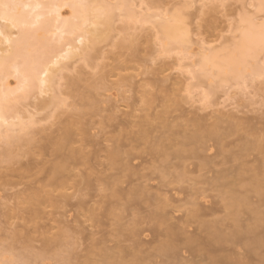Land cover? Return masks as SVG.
Segmentation results:
<instances>
[{"label":"bare ground","instance_id":"obj_1","mask_svg":"<svg viewBox=\"0 0 264 264\" xmlns=\"http://www.w3.org/2000/svg\"><path fill=\"white\" fill-rule=\"evenodd\" d=\"M129 1L130 0H116L115 3L112 4L110 3V0H101L99 3H96L94 0H48L47 2H44V0H0V5H3V7H0V33H2V35H0L1 163H13L16 161L17 157L25 155L41 157H45L46 155V157L49 158L45 157L41 161L34 159L26 166V169L29 172L35 171V173L45 172L49 178L47 186L55 188H64L66 186L73 174L72 165H75L76 163H87V156L84 151L74 146L76 134L73 126L66 125L62 127L61 130L59 129V132L61 131L59 135L56 138H53L54 140L51 138L52 136H50V138L46 139V142H43L42 139H39L38 136L35 135V132L39 129L41 122L40 119L37 118V114L40 111H44L49 108H52L54 114L72 110L80 111L83 106L81 102L84 101H87L92 109L97 107V97L95 98L93 96L95 94H91V96L90 94L87 95L80 93L79 84L84 82V89L88 92L96 90V88L99 89L98 86L100 84L103 87L107 77H109L112 73L111 69H107L109 66H105L103 64V59L105 57H103L104 53H102L100 45L102 43H106V45L108 44L107 46H113L116 47V49L117 47L125 48L123 44H114V40L113 43L111 42V39L113 38V36L111 37V34L113 33V23H115V20L117 19L115 15L117 11L120 13H117V16L122 17L118 20H122V23L123 21H126L134 24L133 31H135V27H138V25L142 29V26L145 27L147 24H150L152 27L157 29V31L155 30V33L157 32L155 34L157 37L155 40L158 39L156 40L159 44L158 53H162L163 55L170 57L169 55H173L175 54L174 52H177L180 56V60L188 58L187 55L189 50L193 46V39L191 37V31L188 28V20L186 21L182 15L183 11L168 14L167 9V13H164V11H158L159 9L156 10V8V12H154L152 7L144 6L145 2L142 0L138 2V7L141 8L137 9L135 2H133V0V3ZM205 1L207 2V0ZM205 1H203V3ZM255 1L257 2L258 10L264 12V9L260 7L262 0ZM191 4L190 2H186V9L189 8ZM203 5L204 6H202V8L207 4L204 3ZM65 8H69V15H67V12L64 11ZM242 21H244V23L246 22V26L244 24L246 28H243L244 30L241 33L239 41L231 48L232 50H228L227 56L222 58L215 53L209 55L201 54L200 61L197 64V66H199V71H194L192 73L191 80L196 79L200 81L202 78L209 77V74L215 70L222 82L234 81L237 85L248 86L247 81L253 82L256 77L260 76L261 69L264 68V62L262 60L261 61L263 63H258L255 70L250 72L249 76H247L245 72L247 70L249 59H259L258 57H260L264 52V34L261 32V25L264 23L258 25L254 19L248 17ZM126 22L124 23L126 24ZM150 25H147L146 27ZM115 28L116 27H114V30ZM127 29L130 30V27L126 28V30ZM123 33L125 34V32ZM132 33L131 35H134V33ZM113 34L116 36L115 33ZM136 34L137 32H135V35ZM120 35L118 36L119 40ZM126 35L127 31L125 36ZM130 38L131 36L128 39ZM133 39L134 38L131 40ZM128 42L131 43L132 41L128 40L125 45H128ZM196 43L199 45L198 47H200L199 50L206 51L207 49H211L209 46L210 44L207 41L205 42L203 39H198ZM206 45L208 48H206ZM129 46L131 45L129 44ZM131 48L130 52H132ZM135 51L136 50H134V52ZM79 62L82 65L79 64ZM76 64L81 65L86 69H91V72L94 73H92L93 76L98 74L95 75L98 76L97 79L96 77H94L96 80L91 78V73H89L90 79L84 78L83 80L81 77L82 75L80 76V74L79 76L70 78V72L72 73V71L76 70L75 72L79 73L81 69L84 71L83 67H80V69L79 66H75ZM78 69L79 71H77ZM154 73L159 74L160 72H149L148 74ZM159 78L160 77L155 79V84L157 85L156 89L160 94H162L165 104L172 102L174 105H179L181 98H177V96H179L182 91L184 92L186 86H183L184 90H182V87V89L179 88L177 91L174 89V92L176 91L175 93H178L180 90L179 94H175L172 91V94L170 95L166 93V90L163 88L166 86L163 84V81L165 80L166 83V81L169 80L168 76ZM131 80H133V78H131ZM176 80L174 79V81ZM176 85L177 83L175 86ZM189 87L191 89L186 88L187 90L185 91L191 92L192 88L194 89L196 86L191 87L189 85ZM122 89L123 87L121 90ZM140 93L142 94V102L150 108V104L152 103V93L147 90H141ZM214 94L215 91L201 94V102L206 105L208 99H210V97ZM170 96H174L175 99ZM45 97L49 98L46 99ZM31 100H35V103L32 102L25 104ZM205 108L207 109L208 107ZM177 112H179L177 115H173L167 111H164L161 114H156L155 116L147 114L140 117V119L136 122H130L129 124L133 125V127L137 129L136 131L124 130L119 132V136L111 139L112 145L109 147L105 156L108 162V170L111 171V173L91 172L87 174L81 185L85 188H89L91 186H101L104 191H111V197L116 199V202L120 204L123 209L128 208L126 206L130 207L131 204H135V206L143 204L146 206L149 205L148 207L151 206L152 209H154V205L156 208L157 205L160 204H162V206H169L170 203L175 200V198L172 199L174 195L168 190L167 193L166 191L164 192L163 188L166 190L165 187H168V185H172L173 187V184L180 180H182V183L190 182L192 180L190 178H187L186 180L183 179L186 176L197 172L200 177H203L202 180L205 182L204 184H209L208 186H210V189H212V187L213 189L221 187L226 190L224 193L222 192L224 196L223 199L221 198L222 196H219L221 199L219 200H223V203L229 198L228 203L236 208L243 203L248 204V198L237 197L239 194L247 193L246 185L244 183L252 181L254 185L253 188L256 191H260L264 188V121L261 122L263 124V126L261 125L262 127H256L258 124H261L259 122L257 124L254 123L255 125L248 124L246 128H249L250 130L246 131L247 136H242L238 140V143H241L238 145L239 150H236V153H233L235 152L234 150H230V152H228L229 157L223 156V160L219 163L213 162L215 159H213L212 155L204 157L201 156L202 158L199 155L200 160H198L195 157L197 156L198 158V155L194 156L193 153H189L199 161L197 163L191 162L189 164L192 158L188 161L186 158L188 155L186 157L184 156V154L188 152L187 149L189 147L196 145V148L199 146V148L203 149V151L206 150V154L208 149L207 147H204L206 144L203 140L207 137H211L223 142V140L226 139V135L224 134L221 136L216 133L219 129H223L221 124L233 125L231 126L232 128L230 126L229 128L230 130H235L237 128L236 125L238 126L239 124V119L242 120V118L238 115V113L235 114L236 111L229 113L219 111L218 115L215 111L217 115V122L220 123L219 125V123H207V120L213 118V114L211 112L210 113L212 115L208 114L206 120L200 116L190 118L183 112ZM251 120L252 119H250V121ZM154 121H157L156 125L152 126ZM159 125L162 126L164 132L158 131ZM224 144L225 143L223 142L221 150L216 152L218 155H223L222 152L226 149ZM142 146H145L143 149L144 152L146 150L147 152H150L148 153L150 154V159L146 157L142 158L138 155H132V152L137 151L138 149L141 150ZM17 150H20L21 154H17ZM137 152L135 154H140L139 151ZM231 152L232 154H229ZM252 152L257 153L258 157L255 156L258 160H256L257 163L252 164V162L248 163L244 160V158L250 157ZM131 155L132 157H130ZM226 158L230 159L227 160ZM26 169H24L23 173ZM148 169L160 172L159 177H156L157 179L155 178L156 182H154L155 179L153 181L152 178H147L148 176L143 174V172ZM173 177L174 180H171ZM125 178L126 180H123ZM221 188L219 191H224ZM179 189L181 192L178 195H183V193H187L189 195L190 193L194 194L195 190L193 189H195V184L189 183L188 186L184 188L183 186H181V188L179 186ZM153 190H156V192H153ZM189 191L191 192L189 193ZM168 192L171 194L172 198H163V196L165 194L167 195ZM175 192L176 191H174V193ZM219 193L221 194V192ZM187 194H184L186 197L183 196L186 201H190L188 198H191V200L194 199L192 195L187 196ZM32 199L34 203L37 204L54 202V197L51 196L49 192H44V190L40 189H35L33 191ZM178 200L179 199H177V201ZM195 201L196 199L194 202H188L189 204L192 203L191 205L193 208L191 211L189 208L188 210L190 212L187 211L186 213L189 214L190 217H193L191 218L192 222L194 218L195 220L197 219L200 224L199 226H201L204 230L206 229V233L209 232L208 237L205 239L196 236L195 234V236H189L187 233H189L192 229L189 231V228H185L189 224L183 227H178L177 224H175V228L171 227V225L173 226L174 224L164 226L163 224H167V221L169 222V220H165V218L168 219V216L162 215L163 212L159 213L161 211L158 209V211H155L156 208L152 212L146 207L148 211H151L149 214L152 217L150 215L149 217H151V220L153 221H150V218L147 220L153 224L152 227L155 226L153 223L155 222L159 224V226L161 225V227L164 226L166 228V231L163 230L166 232V239H162L163 246L162 244H159L160 246L158 249H161L162 247V252H159L162 254H164V252L165 254L169 253V257L172 255L171 262H176L177 264H188L184 261L186 260L185 257L181 255L182 249H185L184 251L189 252L190 255L199 254L203 258L206 257L208 260L206 262L207 264H246L244 253L231 252L232 254H224V252L221 253L219 248V246L222 247L223 244L230 243L237 245L240 242V239H238L239 232L236 230L237 228H235L234 225L233 228L231 224H227L223 227L222 225H224V223L219 227L216 226V219L213 223H211V220L207 221V219L201 218V216L207 217L211 214L207 205L202 206V204L200 205ZM198 202L200 203L201 200ZM79 203L81 202L79 201ZM221 203L222 202H220V204ZM111 204L115 205L114 202H111ZM221 206L226 208V204H221ZM136 209H132V211ZM165 209L167 208L165 207ZM214 210H216V208ZM165 213L166 212H164V214ZM191 225H189V227ZM157 229L158 228H156V230ZM158 232L160 234H164L162 230L161 232ZM150 233L149 235H152ZM81 235H84L81 238V240H84L83 242H85L84 249L95 248L97 251H101L102 261L107 264L111 263L109 260L111 261L110 258H114V255L112 256L111 253L113 252L109 250L111 247L107 245L111 241L107 240L105 237L106 232L84 234V232L81 231ZM152 236L157 238L160 235L156 232V235L153 234ZM162 236L164 237V235ZM205 236L207 235L205 234ZM159 239L160 237L158 240ZM56 240L57 239L42 240V247L45 248V251L51 250L54 247ZM117 243L118 245L116 244L117 246H114L115 248L113 247L114 250L120 249L118 251V256L115 257L116 259L118 257L121 259H117V264H129L127 259L130 256H121L123 253L122 251H124H121L123 246L122 243H119V241H117ZM181 243L183 245H181ZM180 245L185 248H182ZM216 245L218 247H216ZM138 246L141 245L139 244ZM179 246L182 249H180ZM127 248L129 249L130 246ZM137 248L138 247H136V250ZM136 250L132 249L133 253L135 252L132 257H135L138 261H140L141 259H139V255L145 254L146 250L145 252L144 250L141 251L142 249L139 251L137 250L138 253L140 251L143 253H139V255H137L138 253ZM120 251V256L122 258L119 256ZM246 251L250 252L248 249H246ZM219 252L221 254H219ZM133 253L131 252L130 254L132 255ZM217 253L219 255H217ZM199 255L198 258H201ZM193 257L197 260L196 256H192L191 258L193 259ZM115 258L113 260H115ZM201 260L199 264L202 262ZM88 261L91 264H97L100 260L92 258L91 261L89 259ZM204 261H206L205 258ZM116 262L114 264H116ZM156 262L158 263L157 260ZM167 264L170 263L167 262Z\"/></svg>","mask_w":264,"mask_h":264},{"label":"rangeland","instance_id":"obj_2","mask_svg":"<svg viewBox=\"0 0 264 264\" xmlns=\"http://www.w3.org/2000/svg\"><path fill=\"white\" fill-rule=\"evenodd\" d=\"M47 1L48 0H44V2ZM94 1L96 3L101 2V0ZM110 1V3L114 4L116 0ZM130 1L132 2V0ZM142 1L145 2L144 6L152 7V10L154 12H156V10L158 9V11L162 10L164 11V13H167L168 10V14L183 11L182 15L184 16V19H186V21L188 20V28L191 31V37L193 39V46L191 44L192 47L190 49L191 51L189 50V53L187 55L188 58L185 60H180V56L177 52H174L175 54L172 53L173 55H169L170 57H167L162 53H158L159 44L158 41H156L158 39L155 40V38H157L155 36V34L157 33H155V30L157 31V29L152 27L150 24H147L150 26H142L141 29V27L138 25L140 30L138 29V27H135V31H133L134 24L126 21H123L122 23V20H118L122 17L117 16L118 14H120L117 11L118 14H115L117 19L115 20V23H113L112 30L116 36H114V34L111 32V37L113 36L114 38L111 39V42L113 43L114 40V44H123L125 48L117 47L116 49V47L107 46L108 44L106 45V43H102L100 45L102 53H104L103 57H105L103 59L104 62H102L105 66H109L108 68L106 67L107 69L112 70L110 76L107 77L109 81L106 79L105 82L103 81L105 83L103 84V87L100 84L98 86L99 89L96 88V90H91L89 92L84 89V82V84H79L80 93H84L87 95L95 94L93 96L95 98L97 97V107L92 109L89 103L87 101H84L81 102L83 106L81 107L80 111L72 110L54 114L52 108H49L44 111H40L37 114V118H39L41 122L39 129L35 132V135H37L39 139H42L43 142H46V139L50 138V136H52V139L56 138L61 132H59V129L61 130L62 127L66 125L73 126L76 134V141L74 143V146L84 151L87 156V163H76L75 165H72L73 174L71 175L66 186L64 188H55L47 186L49 178L45 172L35 173V171L29 172L26 169V166L31 163L32 160L36 159L37 161H41L46 157V155L45 157L25 155L22 157H17L16 161L13 163L0 162V238H3L5 235H11L12 239L18 245H20V247L31 250V255L27 258H30L32 260L56 261L67 259L72 261V264H91L88 259L90 261L92 260V258L102 261L101 251H97L95 248L84 249L85 242H83L84 240H81L84 235H81V231H83L84 234L106 232L105 237L107 238V240L111 241H109L110 243H108L107 245L111 247V249L109 250L113 252L111 254L112 256L114 255V258L118 256V251L120 249L118 250L116 248L117 250H114L113 247H116L118 245L117 241H119V243H122L123 246H121V251H125H122L125 254H121L120 251L119 256L120 254L121 256L129 255L130 257H128L127 259L129 261V264H167V262L170 264H175L176 262H171L172 255L171 257H169L170 255L167 252V254H165L164 252L165 255L162 254V247L161 249L159 248L160 250L158 249V247L160 246L159 244L163 243L162 239H166V232L163 231H166V228L164 226H170L171 224H174L173 226L171 225V227L175 228V224H177L178 227H183L187 224H193L190 227L189 225L185 227L186 229L189 228V231L192 229L189 233H187L189 236L196 235L205 239L209 234V232H205L206 229L204 230L201 226H199L200 224L197 219L195 220L194 218L192 222L191 218L193 217H190V215L186 213L187 211L190 212L193 208V206L191 205L192 203L189 204L188 202H194V200L196 199L195 202H197L198 204H202V206L207 205L209 212L212 215H208L209 217L204 216L205 218L201 216V218L207 219V221L211 220V223H213L216 219V226L219 227L223 223V227L227 224H231L232 226L234 225L235 228H237L236 230L239 232L238 239H240V242L237 244L239 247L236 244H223L222 247L219 246L221 253L224 252V254H232L231 252H241L245 255L246 264H264V188H262L260 191H256L253 188L254 185L252 181H247L244 183L246 185L247 193L237 195V197L248 198V204L243 203L238 208L233 207L228 203V197V199H226L224 203L223 200L220 201L221 199L219 196H222L221 198L223 199V193L226 190L221 187L217 189H213L212 187L213 190L210 189V186H208L209 184L205 185V182L202 180L203 177H200L199 173L197 172L186 176L183 179L186 180L187 178H190L192 179L190 182L182 183V180H180L177 181V183L173 184V187L172 185H168L170 189L168 187H165L166 190L163 188L164 192L166 191L167 193L168 190L174 196L172 198L171 194L168 192V194H165L163 198H175L174 202H171L169 206H165L164 204V206H162V204L157 205V208L153 204L154 209L156 208L155 211L159 210L161 211L159 213L163 212L162 215L168 216V219H166L165 217L164 218L166 221L169 220V222L167 221V224H163L164 226L162 227L155 222H153L155 226L152 227L153 224L148 221L149 218L150 221H153L151 220L152 216L149 214V212L151 213V211H154L151 206L148 207L149 205L146 206L143 204L144 206L140 205V207L135 206V204H131L130 207L126 206L128 208L123 209V207L116 202V199L111 197V191H104L101 186H91L89 188H85L81 185L87 174L91 172H106L107 174L111 173V171L108 170V162L105 157L109 147L112 145L111 139L119 136V132L124 130L136 131L137 129L129 123L136 122L140 119V117L147 114L155 116L156 114H161L162 112L167 111L168 113L177 115L179 113L177 111H180L190 118L200 116L202 118H205V120L207 119L208 114H213V118L207 120V123L210 124L219 123L217 122L216 118V116L219 114V111H223L224 113L236 111L235 114L238 113V115H240L242 120L239 119V124L238 126L236 125L237 128L235 130H230L229 128V126L231 127L233 125L221 124V127L223 129H219L216 132L221 136H223L224 134L226 135V139L223 140L226 149H224V152H222V156L218 155L216 152H219V150H221V145L223 144V142L211 137H207L203 140L206 144L204 147H207L208 149L206 153L207 155L205 154L206 150L203 151V149H200L199 146H197L199 149L197 147L195 148L196 145L189 147L187 149L188 152L184 154L185 157L188 155L189 158L186 157L188 161H190V159L192 158L189 164L191 162L197 163L199 162L198 160H200L201 156L204 157L208 155H212L213 159H215V161L213 162L219 163L221 160H223V156L229 157L228 152H230V150H234L235 152L233 153H236V150H239L238 145L241 143H238V140L242 136H247L246 131L250 130L249 128H246L248 124L255 125L258 122L261 123L264 121V110H262V103H264V85H262L259 76L256 77L253 82L247 81L248 86L237 85L234 81L222 82L221 78L218 77L215 70H213L212 73L209 74V77L202 78L200 81L196 79L191 80L192 73L194 71H199V66H197V64L200 61L201 54L209 55L215 53L222 58L227 56L228 50L235 46V43L239 41L241 33L244 30L243 28H246V22L244 23V21L242 20L248 17L254 19V21L258 25L264 23V18H262L264 17V12L258 10L257 2L255 0H225V2L229 5V7H227L226 9H217L209 6L215 3L216 0H210L211 2L207 0V2L209 3L203 0L205 1L204 3L207 4L203 8L202 6H204V3L200 0ZM133 2H135L137 9L141 8L138 7V2H140V0H133ZM186 2H190V4L192 2L191 6L187 9V6H185ZM68 9H64V11L67 12V15H69L70 12V10ZM124 22H126V24ZM124 25L126 28L130 27V30H126ZM114 27H116L115 30ZM116 29H119L121 32L119 30L118 32ZM125 30L127 31L126 36ZM132 31L134 35H131ZM123 32H125V34ZM135 32H137L136 35ZM119 35L120 40L118 37ZM127 36H131V38L128 39L129 37ZM126 37L128 40L132 41V44L128 42V45H125L128 41ZM132 38L134 39L131 40ZM135 39L136 41L134 42ZM198 39H203L205 40V42L207 41L210 44L209 46L211 47V49H207L206 51L199 50L200 47H198L199 45L196 43ZM121 40L125 43H123ZM129 44L131 46H129ZM131 47L134 49H132ZM121 48H123L124 50ZM130 48L132 52H130ZM206 48H208L207 45ZM134 50L136 51L134 52ZM262 54H264V52ZM262 54L260 57H258L259 59H249L247 70L245 72L247 76L250 75V72H253L255 70V67L258 63L264 62V59L261 58ZM79 64L81 63L79 62ZM81 65L76 64L75 66H79V68L83 67ZM75 71H72V73L70 72V78L79 76L80 74V76L82 75L81 77L83 78V80L84 78L90 79L89 73H91V78L96 77L97 79L98 77L95 76L98 74H95L93 76V72H91V69L89 68H84V71H82L81 69V73L79 69L77 70L79 71V73H76ZM149 72L160 73H157V76V74L155 73L148 74ZM163 76H168L169 80L166 81V83L165 80L163 81V84L166 85L163 88L166 90V93L170 95L172 94V91L173 93H175L179 88L182 89L183 86H186V88H190L189 85L191 87H196L194 89L192 88L191 92H187L185 91L187 89L185 88L184 90L183 88L182 90H184V92L182 91L181 94H179L180 90L178 91V93H175L179 94L180 96H177V98H181V102L179 105H174L172 102H168V104L166 103V105L163 100L162 94L158 92V90L156 89L157 85L155 84V79H157L158 77L162 78ZM131 78H133V80H131ZM96 79L94 78V80ZM174 79L177 80L174 81ZM176 83L177 85L175 86ZM122 87L123 89L121 90ZM174 89H176L175 92ZM141 90H147L152 93V103L150 104V108L142 102V94L140 93ZM210 91H215V94L211 96L210 99H208L207 104L205 105L200 100L201 94L209 93ZM170 97L175 99L174 96ZM48 98L49 97H47L46 99ZM32 102L35 103V100H31L29 102H26L25 104H29ZM205 107L208 108L206 109ZM250 119H252L253 121H250ZM156 122L157 121H154L152 123V126H155ZM261 125L263 126V124L261 123L256 127H262ZM158 127L159 132H164V129L161 125H159ZM144 148L145 146H142L141 148L143 155L140 149L137 150L140 154H135L137 151H134L132 152V155H138L142 158L146 157L150 159V154H148L150 152H147V150L144 152ZM190 148H195L194 150L196 151L191 150ZM1 152L2 148H0V155ZM189 153H193L194 156L198 155V158L197 156H195L198 160H196L192 155L194 157L193 159V157ZM17 154H21V151L17 150ZM229 154H232V152ZM132 155L130 157H132ZM255 156H257V153L252 152L250 157H246L244 158V160L248 163L252 162V164L257 163L258 160ZM226 159L229 160L230 158ZM24 169H26V171L23 173ZM143 174L147 175V178H152L154 181L156 177H159L160 172L154 171L153 169H148L145 170ZM156 179L154 182H156ZM123 180H126V178ZM171 180H174V177ZM189 183L195 184V189L193 190H195L196 193L194 192V194H191L190 192L193 190L189 191L190 195H192L194 199L192 197L193 200H191V198H188L190 199V201H186L183 196L186 197V195L184 194L187 193L178 195L181 192L179 186L180 188L181 186H183L184 188L188 186ZM220 188L224 191H219ZM35 189L49 192L51 196L54 197V202L40 204L34 203L32 197L33 191ZM174 191L176 192L174 193ZM153 192H156V190H153ZM219 192H221V194ZM188 195L189 194H187V196ZM177 199H179L180 201H177ZM197 199L201 200V202L199 203V200ZM79 201L81 203H79ZM111 202H114L115 205H112ZM220 202H222L221 204H226V208L222 207L223 205L221 206ZM211 204L214 209L216 208V210L212 208ZM146 207L151 211H148ZM165 207L167 209H165ZM131 208L136 210L132 211ZM189 208L190 211L188 210ZM164 212L166 213L164 214ZM149 215L151 217H149ZM218 220H220L221 223ZM155 227L158 229L156 230ZM161 230L162 232H164V234H160L158 232H161ZM156 232L158 235H160L157 238L155 236H152L153 234L156 235ZM149 233L152 235H149ZM205 234L207 236H205ZM162 235H164V237ZM151 237L154 238L152 239ZM159 237L160 239L158 240ZM53 239H57L54 247L51 250L45 251V248L42 247L43 243L41 241ZM139 244L141 246H138ZM181 245L183 244L181 243ZM128 246H130L129 249L127 248ZM136 247H138V251L142 249L141 251L144 250L145 252L146 250L145 254L140 251L139 253L143 255H139ZM181 247L185 248L184 246ZM181 247L180 249H182ZM216 247L218 246L216 245ZM132 249L136 250V252L138 253L136 254L140 256H138L139 259H141L140 261H138L137 258L132 257L135 254V252L133 253ZM246 249L250 250V252H247ZM130 250L133 253L132 255L130 254ZM184 250L185 249H182V254H180L185 257L186 260L184 261H186L188 264L194 262L196 264L198 262L199 264L201 259L202 262L200 264H207L206 262L208 260L206 259V257H204L206 260L204 261V258L199 254L190 255L189 252H186ZM221 253L219 252V254ZM219 254L217 253V255ZM198 255L201 258H198ZM192 256H196L197 260L194 259L195 257H193L192 259ZM114 258H110V264H114L119 257L113 260ZM118 260L121 259L119 258ZM156 260L158 261V263L156 262Z\"/></svg>","mask_w":264,"mask_h":264},{"label":"snow or ice","instance_id":"obj_3","mask_svg":"<svg viewBox=\"0 0 264 264\" xmlns=\"http://www.w3.org/2000/svg\"><path fill=\"white\" fill-rule=\"evenodd\" d=\"M209 6L217 9H226L229 7L225 0H216L215 3ZM0 7H3V5H0ZM260 7L264 9V0H262ZM261 32L264 34V24L261 25ZM261 58L264 59V54H262ZM259 79L262 85H264V68L261 69ZM262 110H264V103H262ZM30 255L31 250L20 247L12 239L11 235H5L3 238H0V264H72V261L67 259L56 261L32 260L27 258ZM97 264H106V262L99 261Z\"/></svg>","mask_w":264,"mask_h":264}]
</instances>
